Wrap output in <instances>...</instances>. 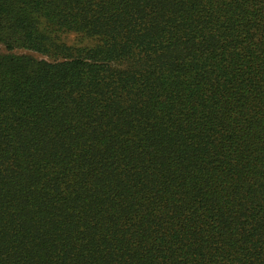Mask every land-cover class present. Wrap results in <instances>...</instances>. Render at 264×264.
Masks as SVG:
<instances>
[{
    "label": "trees",
    "instance_id": "obj_1",
    "mask_svg": "<svg viewBox=\"0 0 264 264\" xmlns=\"http://www.w3.org/2000/svg\"><path fill=\"white\" fill-rule=\"evenodd\" d=\"M0 264H264V0H0Z\"/></svg>",
    "mask_w": 264,
    "mask_h": 264
},
{
    "label": "rangeland",
    "instance_id": "obj_2",
    "mask_svg": "<svg viewBox=\"0 0 264 264\" xmlns=\"http://www.w3.org/2000/svg\"><path fill=\"white\" fill-rule=\"evenodd\" d=\"M75 41H76V38H75L74 36H68V37L66 38V42H67L68 44L74 43Z\"/></svg>",
    "mask_w": 264,
    "mask_h": 264
}]
</instances>
